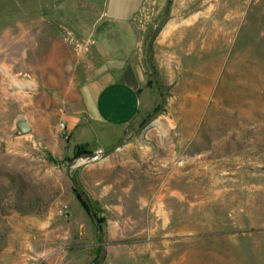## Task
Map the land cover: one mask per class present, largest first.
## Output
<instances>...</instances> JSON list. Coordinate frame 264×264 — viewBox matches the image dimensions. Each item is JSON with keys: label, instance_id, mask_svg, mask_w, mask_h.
<instances>
[{"label": "rangeland", "instance_id": "1", "mask_svg": "<svg viewBox=\"0 0 264 264\" xmlns=\"http://www.w3.org/2000/svg\"><path fill=\"white\" fill-rule=\"evenodd\" d=\"M103 2L0 0V264H95L67 167L101 264H264V0L144 1L164 104L135 135L158 106L146 66L132 124L82 112Z\"/></svg>", "mask_w": 264, "mask_h": 264}, {"label": "crops", "instance_id": "2", "mask_svg": "<svg viewBox=\"0 0 264 264\" xmlns=\"http://www.w3.org/2000/svg\"><path fill=\"white\" fill-rule=\"evenodd\" d=\"M144 1L103 2L101 16L91 33V48L100 62L93 77L80 88L83 116L91 122L123 129L132 124L141 104L149 99L144 32L134 23ZM150 60L159 86L163 79L161 61L156 55ZM169 81L165 78L167 85Z\"/></svg>", "mask_w": 264, "mask_h": 264}, {"label": "water", "instance_id": "3", "mask_svg": "<svg viewBox=\"0 0 264 264\" xmlns=\"http://www.w3.org/2000/svg\"><path fill=\"white\" fill-rule=\"evenodd\" d=\"M169 4H170V0H164L162 12H161L162 17H165V14L167 12ZM155 33H156V28H154L150 32V34H149V36H148V38L146 40L145 48H144V63H145V66H146V68L148 70V74H149V77H150V80H151L152 87H153V89H154V91H155V93L157 95V98H158V106H157L156 110L151 112L147 116V118H145L143 123L138 128H136V130H134L132 132L133 135H135L137 132H139L149 122V120L162 109L163 104H164V99H163V96H162L161 91L159 89V86L157 84L156 74H155L154 68H153V66L151 64V60H150V47H151L152 40H153V38L155 36ZM20 127H21V129L23 131H25L27 129L25 124H21ZM111 150L112 149H109V150H107L105 152H102L101 155H105V154L109 153ZM85 155L87 157H95L96 154L90 153V154H85ZM65 174H66V177L69 180L74 192L76 193V195L80 198V200L84 204V206L86 208V212H87L89 218L91 219L92 223L95 226V230H96L97 238H98V248H99L95 264H101L103 259H104L105 243H104L103 234H102V231H101V228H100V224L98 223L96 216L92 212V210H91V208H90V206L88 204V201H87V198H86L85 194L77 186V184L70 178L69 167L66 168Z\"/></svg>", "mask_w": 264, "mask_h": 264}, {"label": "trees", "instance_id": "4", "mask_svg": "<svg viewBox=\"0 0 264 264\" xmlns=\"http://www.w3.org/2000/svg\"><path fill=\"white\" fill-rule=\"evenodd\" d=\"M86 149H85V145L82 146H76L73 150V156L77 157L78 155L85 153ZM77 200L79 201L81 207L84 209V211L86 212V208L84 206V204L82 203V201L80 200V198L76 195ZM25 206L21 204V200L20 199H16L14 201V209L15 211H17L20 214H27L29 213L30 210L25 209ZM87 213V212H86ZM98 223L100 224L101 220L97 219Z\"/></svg>", "mask_w": 264, "mask_h": 264}, {"label": "built area", "instance_id": "5", "mask_svg": "<svg viewBox=\"0 0 264 264\" xmlns=\"http://www.w3.org/2000/svg\"><path fill=\"white\" fill-rule=\"evenodd\" d=\"M60 127L62 128L63 127V124H60Z\"/></svg>", "mask_w": 264, "mask_h": 264}]
</instances>
